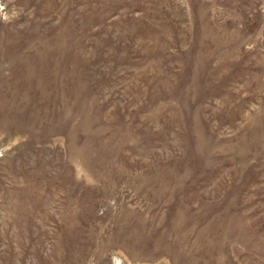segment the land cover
<instances>
[{"label":"rangeland","instance_id":"1","mask_svg":"<svg viewBox=\"0 0 264 264\" xmlns=\"http://www.w3.org/2000/svg\"><path fill=\"white\" fill-rule=\"evenodd\" d=\"M0 264H264V0H0Z\"/></svg>","mask_w":264,"mask_h":264}]
</instances>
